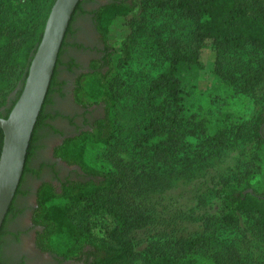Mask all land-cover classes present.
Returning <instances> with one entry per match:
<instances>
[{
	"label": "trees",
	"instance_id": "1",
	"mask_svg": "<svg viewBox=\"0 0 264 264\" xmlns=\"http://www.w3.org/2000/svg\"><path fill=\"white\" fill-rule=\"evenodd\" d=\"M84 1L79 2L67 34ZM54 2L0 0V108L19 86L14 105L21 96ZM92 13L97 32L108 50L107 69L83 75L75 97L83 106L102 103L105 118L97 121L92 131L67 139L64 146L56 150L59 157L69 164L79 165L91 179L67 181L62 184L61 193L52 184L44 183L38 191V208L33 221L43 228L42 232H37V245L43 252L81 259L89 246L87 264H124L137 254V234L150 221L160 219L169 224L149 208L147 202L151 194L168 189L175 179L197 177L211 160L242 136L255 139L257 149L264 151V108L250 127L223 125L211 134L205 121L185 115L184 88L177 75L180 64L200 63L204 50L210 46L215 53V74L236 92L251 95L261 92V96L256 97L264 102V3L260 0H114ZM154 13L175 16L178 23L188 22L190 30L183 38L166 30L171 27L167 21L158 27L156 42L164 48L160 61L166 67L140 88L142 119L131 136L118 142L123 150L122 155H116L119 161H115L114 171L89 169L83 159L84 146L111 145L117 139L112 110L121 97V85L111 79V58L115 52L110 45L111 33L115 27L123 26L128 30L124 41L135 40L139 19ZM64 44L65 40L58 63ZM92 68L97 69V64ZM56 77L55 71L45 103ZM43 113L44 106L30 142L25 171L34 153ZM3 143L4 133L0 129V156ZM251 176L248 173L245 180L226 182L221 187L220 210L216 217L211 215L210 239L218 229L238 225L244 216L254 221L264 236V185L252 184ZM13 209L14 203L8 216ZM102 214L110 216L114 226L107 230V240L100 242L94 239L90 219ZM8 216L0 232V264L1 241ZM163 235L167 239L166 250L150 249L143 264H191L189 255L199 247L200 241L184 235L172 241L168 233ZM199 239H205L204 235ZM221 254L223 252L215 255L214 264H238L236 252L227 249L229 261ZM262 257L260 264H264V253Z\"/></svg>",
	"mask_w": 264,
	"mask_h": 264
},
{
	"label": "rangeland",
	"instance_id": "2",
	"mask_svg": "<svg viewBox=\"0 0 264 264\" xmlns=\"http://www.w3.org/2000/svg\"><path fill=\"white\" fill-rule=\"evenodd\" d=\"M109 1L112 0L84 1L82 6L84 11L77 13L71 28L72 35L67 37L62 57L65 61L63 65L71 61L83 64L95 54L94 49L99 43L97 37L88 41L81 35L86 29L93 36L89 12ZM260 1L264 3V0ZM175 18L177 17L161 13L141 17L135 26L136 38L131 41H124L128 30L123 26L115 27L111 33L110 45L115 51L111 58L113 66L111 79L121 85L119 90L121 97L112 110L117 139L111 145L84 146L83 159L89 169L112 172L116 168L115 161H119L116 155H122L123 150L118 142L131 136L137 122L142 119L138 100L140 88L156 78L166 67V64H161L160 61L164 48L156 42L158 27L167 21L171 27L166 30L174 33V36L183 38H186L190 30L188 22L178 23ZM214 62L215 53L209 46L204 50L200 63H182L178 66L177 75L184 88L185 115L205 121L211 134L223 125L250 127L258 112L264 108V102L256 97L258 95L260 97L261 92L258 95L236 92L234 87L224 83L215 74ZM74 76V72L68 68L60 67L58 77L63 83V93L52 96V102L54 99L62 103L69 98L68 83ZM54 106L56 108L52 110L59 111L56 110L59 106L57 104ZM76 111L77 109L72 108L71 111H64L67 113L64 115L75 116L77 114L70 113ZM53 125L58 128L64 127L59 120L54 121ZM257 148L255 139L242 136L219 157L211 160L197 177L175 179L168 189L151 194L150 201L147 202L150 204L149 208L153 212L156 211L158 218L160 216L169 224L160 222V219L150 221L137 234V254L124 264H143L150 249L166 250L164 242L167 239L163 233H168L172 241H176L182 235L200 241L199 247L189 255L191 264H214L218 252H223L221 255L228 259L227 249L238 254V264H260L264 253V236L249 217H241L236 226L218 229L213 239H210L209 233L213 223L210 222L211 215L216 217L220 210L218 196L223 184L235 182L237 179L245 180L246 175L251 173L252 184L264 185V151ZM40 165H43V162H40ZM41 178L42 176L29 177L30 184L24 183V193L15 202L17 215L6 223L1 251L4 256L15 257L18 250L16 247H19L21 261H26L32 256L34 259L32 264H57L55 254L58 256L61 254L37 249L33 244V230L29 223L30 205L34 201L32 189ZM90 220L94 239L100 242L107 240V230L114 226L113 219L102 214L92 216ZM203 235L205 239H199ZM58 247L61 248V245Z\"/></svg>",
	"mask_w": 264,
	"mask_h": 264
},
{
	"label": "flooded vegetation",
	"instance_id": "3",
	"mask_svg": "<svg viewBox=\"0 0 264 264\" xmlns=\"http://www.w3.org/2000/svg\"><path fill=\"white\" fill-rule=\"evenodd\" d=\"M102 5L93 8L89 12V17L93 24L92 25L93 36L86 29L83 31V35H81L88 41H90V39L94 40V38L97 37L99 43L97 44V47L94 49L95 54L90 59H88V61H85L83 64H80L77 61H71L68 63L66 62L65 65H63L65 61L62 60L63 59L62 57L64 56L63 53L61 55V61L58 63L56 67L57 80L53 86V90L49 96L48 101L44 103L45 105H44L43 119L37 128L36 141L34 144V153L33 155H31V158L28 161V170L24 171V175L19 187V191L16 194V197L13 202L15 204V202L18 201L20 195L22 196V194L24 193L23 191L24 183L26 182L27 184H30L31 180L29 179V177L40 178V176H42L40 181L37 182V184L32 189V195L34 201L30 205V213H29V219H30L29 223H30V227L33 230V244L39 250L41 249L37 245V236H38L37 232H42L43 228L41 226L34 224L33 215L36 209L38 208V191L40 187L44 183H50L57 189L58 193H61L62 184L67 181H75V180L82 181V180L91 179V177L88 176V174L84 172L79 165L69 164L62 157H59L57 155L56 150L58 148L63 147L67 139L76 138L84 132L92 131V127L95 125V123L105 118V114H106L105 106L102 103L92 104V105L87 104L86 106H83L82 104L78 103L75 97V94L79 88L78 81L83 75L94 73L95 70L102 69L105 71L107 69V67L105 66V62H106V54L108 50L105 44L103 43L101 36L97 32L94 21V15L92 13V11L98 9ZM83 11L84 10L82 8V10H80L78 13H81ZM71 35L72 32H69L66 36L63 52L67 45V37ZM77 47H80V45H77ZM95 64H97V69L92 68L93 65ZM60 67L68 68L71 72H74L75 74L73 80L70 83H68L70 85V89L68 92L69 98L62 103H59V101H54V99L52 102V96L54 97L56 94L63 93L62 90L63 83L61 80H59L58 77V71ZM20 88L21 86H19L9 96L6 105L0 108V118H7V116L10 114L11 110L14 107V103L17 100V95ZM54 104H57L59 106L56 109L59 111L52 110V108H56ZM72 108L77 109V111L75 113H70V114H77V115L65 116L64 114L67 113H65L64 111H71ZM57 120H59V122L62 125H64L63 128H58L53 125V122ZM40 162H43V165H40ZM69 169L72 171H70ZM41 172H43V174H41ZM16 215H17V209L15 208L13 209V212L8 216V220L10 221ZM16 249L19 250V247H16ZM89 250L90 247L87 246L84 250V254L81 256V259H77L75 257L65 258L63 256H58L55 254V261L57 264H71V263L87 264L88 261L90 260ZM17 252H16L17 256L8 257L6 255L4 256L3 252L1 251L2 264H32V262H34L32 256H29L28 260L26 261L23 260L21 261L20 260L21 256L19 252L18 253ZM46 252H50V251H46Z\"/></svg>",
	"mask_w": 264,
	"mask_h": 264
},
{
	"label": "water",
	"instance_id": "4",
	"mask_svg": "<svg viewBox=\"0 0 264 264\" xmlns=\"http://www.w3.org/2000/svg\"><path fill=\"white\" fill-rule=\"evenodd\" d=\"M81 0H55L31 60L24 89L7 118H0V232L20 187L30 142L54 77L73 14Z\"/></svg>",
	"mask_w": 264,
	"mask_h": 264
}]
</instances>
